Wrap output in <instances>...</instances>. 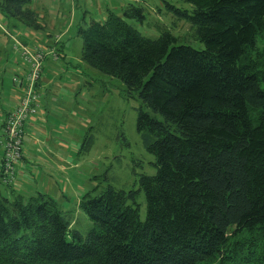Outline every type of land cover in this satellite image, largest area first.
Wrapping results in <instances>:
<instances>
[{
	"label": "trees",
	"instance_id": "1",
	"mask_svg": "<svg viewBox=\"0 0 264 264\" xmlns=\"http://www.w3.org/2000/svg\"><path fill=\"white\" fill-rule=\"evenodd\" d=\"M180 1L190 15L168 9L203 50L142 36L129 24L145 20L138 3L76 27L81 62L161 118H136L154 175L138 191L82 196L86 236L45 195H0V264H264V0ZM29 4L3 0L0 12L42 30Z\"/></svg>",
	"mask_w": 264,
	"mask_h": 264
},
{
	"label": "rangeland",
	"instance_id": "2",
	"mask_svg": "<svg viewBox=\"0 0 264 264\" xmlns=\"http://www.w3.org/2000/svg\"><path fill=\"white\" fill-rule=\"evenodd\" d=\"M2 1L0 0V2ZM31 1L32 7L34 6L36 10L38 23L48 28L50 31L48 34L60 33L56 29L60 26L70 28L63 40L67 44V49L70 50L71 64L73 66L80 65L76 72L79 78H82L84 88H81V84L78 83L77 87L80 86V88L78 87L80 89L79 95L71 99L74 115L72 116L70 137L73 138L72 142L77 149V153L74 154L73 159L74 169L72 172L68 171V173L73 174L67 185L65 198L57 202L58 208L66 213L65 218L71 223V229L86 236L92 229V224L78 209L79 200L86 194L94 198L108 188L125 193L138 191L139 177L142 175L152 176L155 173L154 158L146 152L143 139L136 132L138 111L141 109L158 121L162 120L158 115H154L144 108L138 100L126 98L123 93L124 87L120 81L104 76L78 60L81 54L82 42L76 35V27L80 24L85 13L81 5L73 11L71 0ZM60 2L62 6L54 9L55 3ZM137 3L145 9V20L142 24L134 21H130L129 24L136 28L142 36L156 39L160 34L168 32L176 39L177 45L189 46L194 50L204 49L203 44L197 40L191 25L186 20L178 18L176 14L168 9V6L173 7L190 15L192 13L191 5L180 0H137ZM119 8L120 6L116 7V14H120ZM52 11L54 13H51ZM95 12V8L87 9V22ZM16 25L19 24L16 23ZM54 25L56 28L53 31L52 26ZM21 31H24L23 26L19 25L16 33L20 34ZM40 35L42 41L43 38H48L46 33H40ZM32 43L31 45L35 44ZM15 60L14 67L9 63L11 65L8 64L7 68H4L6 71V78L3 80L5 94L12 93L11 81L15 73L11 72L15 70L18 73L20 72L21 75L23 74V67H25V72L27 71L26 63L21 57L17 56ZM4 66L3 63L2 68ZM18 73L16 75H19ZM59 84L62 85V82H59ZM55 92L56 90L51 91V94L57 96H52V99L56 98L60 102L65 101ZM81 123L84 126L83 129ZM1 175L3 182L6 184L2 172ZM16 175L17 171L14 173V179ZM133 206L139 208V216L143 221L146 204L142 192L136 195L135 205ZM68 240H70V236H68Z\"/></svg>",
	"mask_w": 264,
	"mask_h": 264
},
{
	"label": "crops",
	"instance_id": "3",
	"mask_svg": "<svg viewBox=\"0 0 264 264\" xmlns=\"http://www.w3.org/2000/svg\"><path fill=\"white\" fill-rule=\"evenodd\" d=\"M128 3H137V0H71L73 11L76 7L81 6L84 9L83 12L85 13L82 18L85 21L88 15L87 9L95 8L96 12L89 20L97 22L105 20L107 11L115 13L117 6H120V14H118L120 16L124 5ZM57 4L55 3L53 6L54 9L62 6L61 2ZM29 8L33 12L36 11L35 7H32L31 0ZM51 13H54V11ZM16 23L23 26L18 21L9 19L0 12V143L3 140L2 124L8 113L17 106L22 92L21 83L19 81L15 83L13 79L20 80L26 73L25 67H23L24 70L21 75L20 72L13 70L11 73H15V75L11 81L12 93L5 94L3 91V80L6 78L4 68H7L9 63L14 67L16 57H20L18 50L15 49L16 43L45 51L53 50L56 52L58 59L46 58L43 63L41 77L38 82V90L41 93L42 100L37 115L25 125L23 157L17 167L16 178L11 184H5L2 179L1 160L3 149L0 144V195L11 200L21 196L26 200L40 194L53 199L58 206L57 201L65 198L67 185L73 174L68 173V171H73L74 154L77 153V149L72 142L73 138L70 137L72 116L74 115L71 99L79 95L80 86L77 87L78 83L81 84V88H84L83 80L79 78L76 72L80 65L73 66L71 64L70 50L67 49V44L63 40L70 28H63L62 26L56 28L54 25L52 30L54 31L56 28L60 33L51 35L48 34L50 32L48 28L43 25H41L43 29L39 31H33L23 26L24 31L19 34L16 33V29H19V25H16ZM40 33H46L48 38H43L42 41ZM32 42L35 44L31 45ZM78 60L81 62L80 57ZM3 63L5 66L2 68ZM17 73L19 75H16ZM59 82H62V85ZM52 90H56L55 93L65 101L60 102L56 98L52 99V96L57 97L55 94H51ZM81 127L84 128L82 123Z\"/></svg>",
	"mask_w": 264,
	"mask_h": 264
},
{
	"label": "built area",
	"instance_id": "4",
	"mask_svg": "<svg viewBox=\"0 0 264 264\" xmlns=\"http://www.w3.org/2000/svg\"><path fill=\"white\" fill-rule=\"evenodd\" d=\"M20 57L27 65V71L15 83L19 81L22 85V94L18 99V104L13 111L8 113L3 124V140L1 141L2 153V174L5 181L10 184L14 181V173L23 156V136L25 125L31 121L38 112L42 100L38 90V82L42 73V66L46 58L57 60L58 56L53 50H43L32 48L16 43Z\"/></svg>",
	"mask_w": 264,
	"mask_h": 264
}]
</instances>
